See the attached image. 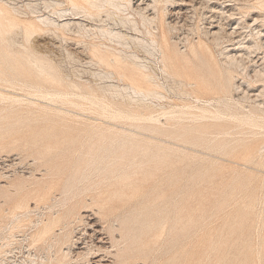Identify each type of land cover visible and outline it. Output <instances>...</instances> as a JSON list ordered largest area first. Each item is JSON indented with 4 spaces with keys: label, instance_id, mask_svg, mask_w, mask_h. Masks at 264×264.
<instances>
[{
    "label": "rangeland",
    "instance_id": "rangeland-1",
    "mask_svg": "<svg viewBox=\"0 0 264 264\" xmlns=\"http://www.w3.org/2000/svg\"><path fill=\"white\" fill-rule=\"evenodd\" d=\"M115 2L126 5L123 0ZM147 4L151 6L143 12L154 18L152 25L131 9L125 13L137 21L140 33L121 27L119 13L105 7L92 19L75 20L84 24V29L76 27L69 32L51 27L49 32L39 31L29 38L24 33L25 26H41L42 17L57 19L54 11L69 9V2L0 0V5L11 11L8 17L16 25L10 29L8 18L0 19V264H91L93 256L98 257L92 264H99L102 257L100 264H119L118 247H114L110 235L111 224L118 220L117 225L124 221L132 228L129 234L140 230V235H126L136 237L121 245L127 249L124 254L131 264H264V127L254 128L252 133L238 131L234 136L233 139L246 140L239 143L241 146L251 143L249 153L239 147L226 155L216 152L214 143L191 147L178 138L171 141L172 154L162 159L152 156L164 146L157 140L165 137L142 128L148 117L163 118L162 129L175 131L173 135L177 136L183 130L176 123L186 118L180 112L191 111L190 106L192 112H197L194 107L204 105L214 112L225 108L239 114L252 112L264 120L259 111L264 109V0H132L133 8H145ZM102 29L122 30L148 40L151 29L159 46L179 59L176 77L169 78L159 72L160 54L151 57L130 44L141 59L156 69V80L163 87L159 91L163 100L154 101L156 108L142 111L129 107L117 90L104 89L128 85L118 75L114 81L106 82L94 76L98 71L111 70L97 65L88 50L91 44L122 50L116 40L110 43L103 36ZM209 30L218 35L212 36ZM228 52L242 60L240 65L229 63L225 58ZM232 79L230 88H221ZM192 81L210 86L199 94L200 102L190 96ZM258 95L261 96L254 98ZM171 117H175V122L164 124ZM215 137L210 135L208 139ZM118 139L125 142H113ZM148 145L151 149L145 154L143 149ZM90 154L97 158L94 164H101L96 165L99 168L114 161L113 157L107 159L109 155L124 156L118 163L131 177L128 182L134 184L119 191V181L112 177L102 189H91L104 191L106 198L118 191L120 197L111 201L110 212L114 216L106 222L96 209L77 204L81 207L77 220L72 224L62 220L52 238L33 245L31 236L40 224L55 217L62 219L68 212L67 205L72 206L68 201L73 194L91 188L93 181L95 185L99 183L96 174L92 182L84 179L89 173L87 165L93 164ZM15 186L22 192H17ZM42 194L47 196L45 202L39 201L38 195ZM22 198L26 199L28 210L13 214L15 203ZM137 213L141 214L139 224L132 226ZM86 216L98 224L102 235L97 236L96 242L102 237L103 249L95 248L89 256L66 259L71 248L82 252L84 246L73 247L77 239L90 236L81 235L84 221H88ZM114 236L119 242L120 235ZM136 242L140 251H136Z\"/></svg>",
    "mask_w": 264,
    "mask_h": 264
},
{
    "label": "bare ground",
    "instance_id": "bare-ground-1",
    "mask_svg": "<svg viewBox=\"0 0 264 264\" xmlns=\"http://www.w3.org/2000/svg\"><path fill=\"white\" fill-rule=\"evenodd\" d=\"M67 1L70 4V8L69 9H56L54 11V15L57 17V19L56 18H50V17H42V18L39 19V23L41 24V26L40 25H35V24L27 25V26H25V31L26 32L24 31V33H27L29 35V38H30V36L36 34L39 31L42 32L43 30H47V31L50 30L51 27H54L55 29H59V30L62 29V30H65V31L67 30V31L71 32V30L73 28H76V27L83 28V25L84 24L82 25V23L75 22V20H79V19H81V17L82 18L83 17L91 18L93 16L100 15L101 12L105 9V7H110V8L115 9L116 12L119 13L118 17H119V19L121 21V25H122L121 27L125 28L128 31H131V32L133 31V33L134 32L140 33V31H139V28L137 27V21L134 18H131L130 15L125 14L128 10L131 9L137 15H140L141 19H143L144 21H147L151 25L154 22V18H151L150 19L148 16H145V14L143 12V11L148 10L149 7L151 6V4H149V5L147 4V6L145 8H141L140 5L137 8H133V6H132V0H123V1L126 2V5H119V4H117L115 2V1H119V0H67ZM209 1L212 2V0H209ZM50 7H52V6H50ZM15 11H16V9H15ZM151 11H153V10H151ZM94 12H97V13L96 14H93ZM10 13H11V11H10ZM10 13H9L8 9H6L4 6L0 5V19L1 18H6V19L8 18V20L10 22V29H11V28H13L16 25H14V23H12L14 20L9 19V17H11L10 15H12ZM66 13H69L70 15H67ZM226 14H227V12H226ZM106 15L108 16V18H111V16H112L111 13H108ZM68 16H71V18H69ZM12 18H14V17H12ZM58 20H60V21H58ZM102 21H104V20H102ZM59 22H64V23L63 24L62 23L60 24ZM1 24H3V22ZM115 26H116V24H115ZM174 26L176 27V24ZM219 28H218L219 31L220 30L222 31V29H221L222 27H219ZM18 32H20V31L18 30ZM100 32L103 33V36L108 37V39L105 38V37L104 38L107 39L110 43H113V41L116 40L117 44L120 47H122V50L114 49V48L108 46L107 44H94V43L91 44L90 45V48L88 50H90V53L93 56V58L97 59V61H98L97 62L98 63L97 65H99L101 67H104L105 69H109V71L110 70L111 71L113 70L115 72V73H113L111 71L110 72L105 71L104 73H99V71L96 72L94 70L96 72V73H94L92 71L94 73V76L99 77V78H101L102 80H104L106 82V81H111V80L114 81L116 79L115 74L118 75L119 80L121 82L124 81V80L125 81H128V85H126L124 87L121 86L122 88L119 87V86H116V85H110V86H105L104 89H106V88H113L115 91L117 90V92L120 93L121 99L124 101V103H127L126 105L129 106V107L130 106H132V107L133 106H136L139 109H141L142 111L148 110V109H151V108H156L154 106V101L156 99H159L161 97V93L159 91H160V89L163 88L160 85L161 83L159 84V82L156 80V75H157L156 69H154L151 66H149V63H147L146 60L141 59L140 56L138 55V53L136 51H133L132 50L133 47H131L130 44L132 43L135 46V49L137 47L138 50L144 51L147 55H149L151 57H157V54H160V62L162 64V68L159 67L160 70H161L159 72H162L163 75L165 74L169 78H173L174 79L176 77L177 73L175 72V69H177V65L179 63V59L177 57L173 58V57L169 56V54L167 53V51L165 49H163V47H160L159 46V43H158L157 38H156V35H155V33L152 32L151 29L148 30V33H147V35L149 36L150 40H148V39H141L140 37H134V36H130L128 34H124V33H122V30L120 32H115L114 29H102ZM260 32L258 33V36L261 35ZM8 33H9V31H8ZM208 33H210L212 36L218 35L217 33L212 32V30H209ZM52 35H55V34H52ZM25 37H24V39H25ZM58 39L59 38H57V40ZM44 40H45V38H44ZM15 41H17V40H15ZM53 43H54V41H53ZM32 44H33V42H32ZM263 44H264V42H261V45H263ZM255 45L258 46L257 43ZM14 47H15V45H14ZM247 49L250 50L251 47H249ZM85 53H86V51H85ZM225 58H227L229 60V63L230 64H233V65H240V63L242 62V60L239 61L240 58L237 57V55H230L229 52L226 54V57ZM156 64H158V63H156ZM35 66H36V64H35ZM65 72H66V70H65ZM80 79L82 80V77ZM94 79H96V78L94 77ZM97 80H98V78H97ZM232 81H233V79L232 80H229V81L227 80V82L225 83V85H222L224 88L223 87H221V88L222 89H225V90L228 89V88H230L231 85H232ZM189 87L192 89V92L190 93V96L193 97V98H196L198 101L200 100L199 94L201 92H205L207 89L210 88L209 84L207 85L204 82H198V81H192V82H190ZM236 90H239V88H236ZM116 94H118V93H116ZM246 94L248 96L250 95L247 92H246ZM260 96L259 95L258 96H254V98H259ZM262 96H264V95H262ZM161 100H163V99H161ZM89 102H91V101H89ZM233 102H235V101H233ZM262 104L263 103H261V106H262ZM93 105H94V103H93ZM95 107H97V106H95ZM182 108H181V110H182ZM209 108H211V107H209ZM209 108H207L205 105L204 106H201V107L195 106L194 109L197 110V112H192L193 107L190 106V107H188V109L191 110V111L180 112V115L181 116H184L186 118L185 119H182V120H179L180 122L176 123V124H180V127L183 130L177 136H174L173 135V134H175V131H172L171 132L169 130L162 129V127L165 126V125H163L161 123L160 119H163V118H160L159 117L160 119H154L153 117H150V118L148 117L147 119H145L144 120L145 122H143L145 124L142 127L145 132H150V133L154 134L155 136L156 135H162V137H165V139H158V140L154 137L155 140H157L159 142V144H162V142H163L162 145H164V146H163V148L160 147L158 149L157 153L154 154L152 157L162 159L164 157H167V156L171 155L172 154V142L171 141L172 140L173 141H177L178 138H180V140H179L180 142H183L184 144H190L191 147L201 146L202 144H205L207 142L214 143V147H215L216 152H222L223 154H226V155L227 154H231V151H233L235 148H239V147L243 148L246 152L249 153L250 149H252L251 143L250 144H247V145H242L241 146L239 143L246 142V140L245 139H239L238 140V139H233V138H234L235 135H238L239 132L242 133L243 131L248 130L249 131L248 133H252V130L254 128L264 127V120L260 121L258 118H256L254 116V114L252 112L239 114L237 112H232V111H230V110H228L226 108H225V110L217 109L214 112V111L210 110ZM75 109H77V108H75ZM188 109H186V110H188ZM181 110L179 109V111H181ZM259 111L264 115V109L263 110L261 109ZM169 112H167V113H169ZM119 113H118V115H119ZM174 113H176V112L174 111ZM111 116L112 115L110 114L109 117L111 118ZM165 117L166 116L164 115V118ZM115 118H114V120H115ZM111 119H113V117ZM120 119H123L124 120V118H120ZM132 119L133 118H131V120ZM260 119H262V118H260ZM128 121L130 122L129 119H128ZM136 121H134V122H136ZM167 122L168 123H164V124H170V123L175 122V117H171L170 119L167 120ZM259 130H260V128H259ZM260 132H262V131H260ZM210 135L211 136H216L215 139L214 140L208 139V136H210ZM189 137L192 138V140H190V142H189V139H188ZM114 141L115 142H119L121 144L125 142L124 139L113 140V142ZM242 144H245V143H242ZM150 149H151V147L148 145L147 147H145L143 149V151H144L145 154H147V152L150 151ZM106 154H108V153L106 152ZM260 156H262V155H260ZM90 157L92 158V159H90V161L93 164H88L87 165V168H89V173L84 177V179L85 180H88L89 182H92L93 181L92 180V178H93L92 176L94 174H96L98 176L99 183L95 185V181H93L94 185L91 188L88 187V188H85L79 194H73L70 197V201H68V202H70V204L72 203V206L67 205L68 212H67V214L62 219L59 218V217H55V218H52L51 220H49L47 222H43L42 224H40L39 228H37V231L31 236V241H32V244L33 245H37L38 246L39 244L45 243L49 238H52L54 236V234H55V231H57L56 228L59 226V224L61 223L62 220L63 221L66 220V223L67 224H70V223L72 224V222H74L75 220H77L79 218V216H80V209H78V208H81L78 205H81L82 204V208H86V209H89V208H91L93 210L96 209V213L97 214H100L101 216H105L106 217V222L109 221L111 219V217L114 216V213L110 212L113 209V207L111 205V201L114 198H117L119 196L118 191H115L113 194L109 195L108 198H106V193L104 191H101V192L97 193L94 190L96 189V187L99 190L102 189L101 188V187H103L102 185L105 182L109 181L110 178H112V177H116V179L119 181V189H118L119 191L120 190H124L125 187L128 186V185L134 184V182H128V179H131V177H128V175L124 172V168L123 167L121 168L120 162L118 163V161L123 160V157L124 156L123 155H119V156L109 155V156H107V159L113 157L114 161L111 162V163H109L106 167H102V168H99L100 166L99 167L96 166V165H101V164H98V163L97 164H94V163H96L94 160L97 159V158L94 157V155H91L90 154ZM105 158H106L105 156H101V159H105ZM254 162H256V161H254ZM116 163H118V164H116ZM115 166H117V167L115 168ZM107 167H109V169L111 171H108V168ZM112 168H113V170H112ZM15 187H16L17 192H22V191H20V188L18 186H15ZM92 188H94V190H91ZM84 193L86 195L83 196L82 200L78 201V199L80 198V196L83 195ZM38 198H39V201L40 202H45L47 200V196L44 195V194L38 195ZM28 208H29V206L27 204L26 199H23L22 198L21 200H19L18 202L15 203L14 209H12L11 212L13 214H15V212H17L19 210L20 211H22V210L25 211V210H28ZM120 210H121V208H120ZM14 216H16V215H14ZM55 216H57V215H55ZM115 216L118 218L119 215L118 216L115 215ZM140 216H141L140 213H137L136 214V217L131 222L132 226H136V225L139 224V221H140V218L139 217ZM87 220L88 221H86V222L84 221L85 229L83 230V234H81V235H90V236H88V237L86 236L85 238L82 236V238L77 239V242L75 243V245H73L74 249H77V248L79 249L80 245L84 246L82 248V252L80 251V253H76L75 252L76 250H71L72 249L71 248L69 250V252L66 254V259L67 258H71V260H73L74 257L76 259V257L77 258H80V257H83L85 255L89 256L90 255V252L93 251L95 248H96V250L97 249L98 250L103 249V246H101L102 243H103L102 237H101V239L98 240V242H96L97 236L98 235H102L101 234V230L98 229V227H99L98 224L96 223V221L94 219H91L90 216L87 217ZM118 221H116L115 224L112 223L111 226H110V235H112V242L115 244L114 247H118L119 253L117 254V257H118V259L120 261L119 264H131L130 263V258L127 257L126 254H124V251L127 250V249L122 248L121 245L123 243H126L127 240H129L131 238L133 239V237H136V236H132V237L130 236L131 238H129L126 235H140V234H138L140 232V230L139 229L138 230H135L134 229V233H130L129 234L128 232H129V230H132V228L130 229L128 227V223H124V221H122L121 223H119L117 225L116 223ZM80 222H82V221H80ZM23 224H24V222H23ZM30 224H32V223H30ZM20 227H22V226H20ZM87 230H90L91 233L89 234L87 232ZM137 231H138V233H137ZM114 235H120L119 242L117 240L118 236L115 237ZM136 241H137V238H136ZM77 245H79V247ZM135 245H136V251H140L141 250V248L139 247L140 245L137 242H136ZM97 257L98 256H93L92 257V261L95 258H97ZM102 258L99 260L100 263L102 262ZM92 261H91V264H92ZM93 263H95V262H93ZM96 264H97V262H96Z\"/></svg>",
    "mask_w": 264,
    "mask_h": 264
}]
</instances>
